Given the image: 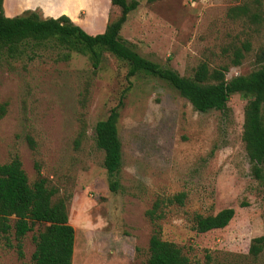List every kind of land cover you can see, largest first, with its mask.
I'll return each mask as SVG.
<instances>
[{"label":"rangeland","instance_id":"1","mask_svg":"<svg viewBox=\"0 0 264 264\" xmlns=\"http://www.w3.org/2000/svg\"><path fill=\"white\" fill-rule=\"evenodd\" d=\"M136 1L120 37L141 57L186 77L201 62L227 66L226 80L257 68L262 0ZM240 6L260 23L228 16ZM7 8L16 15L34 9L42 19L68 16L89 34L120 15L110 0H7ZM246 42L251 50L235 67L233 52ZM19 50L0 55V164L18 157L30 184L45 178L58 191L54 199H66L75 233L72 264H144L153 231L145 212L156 200H164L162 239L190 264H203L206 256L220 264H264V254L248 255L251 240L264 236V188L250 175L241 140L244 98L232 95L226 114L200 113L165 82L132 78L117 124L122 165L112 192L94 128L127 86L126 66L108 53L97 69L76 53L63 60L66 49L52 40L26 41ZM180 193L182 205L166 204ZM227 208L234 217L224 229L194 231V215ZM44 227L36 223L22 239V258L14 238L9 247L0 236V264H30L33 237Z\"/></svg>","mask_w":264,"mask_h":264},{"label":"trees","instance_id":"2","mask_svg":"<svg viewBox=\"0 0 264 264\" xmlns=\"http://www.w3.org/2000/svg\"><path fill=\"white\" fill-rule=\"evenodd\" d=\"M160 0H147L155 3ZM264 2V0H262ZM0 0V55L20 54L19 46L26 41L36 43L55 41L66 49L63 60H69L72 53L87 56L92 67L97 69L104 53L121 61L127 69V86L122 91L117 105L109 111L104 120L96 123L94 142L103 152V167L109 178V189L116 192V180L122 165V146L118 134V120L126 94L132 87L131 79L139 74L147 75L168 84L193 110L206 113L218 111L226 114L232 95L238 94L246 100L244 106L241 140L250 165L251 177L264 188V46L255 56L256 69L248 75L235 76L226 80L227 66L211 68L201 62L190 76H181L176 71L161 67L138 55L120 37V31L128 15L138 7L136 0H110V5L120 11L116 20L106 24L102 33H87L81 25L67 16L56 19H42L35 11L26 10L17 16H6ZM228 16L250 17V22L259 24L258 14L250 13L246 6L233 7ZM251 50L249 42L233 52L232 65H240L245 54ZM4 107H0L3 114ZM30 145L32 140L28 139ZM57 189L50 187L45 178L39 177L30 184L21 161L14 157L10 162L0 164V236L7 246H12L10 236L16 242L18 256L23 257L21 241L32 231L36 223L44 224L42 231L33 237L34 251L30 264H72L75 233L69 224L66 199L56 198ZM185 194L180 193L166 199V204L182 205ZM163 201L156 200L145 216L153 225L148 242V257L144 264H190L182 250L174 243L161 237L159 221L164 219ZM234 217V210L223 209L215 215H194L193 229L198 234L224 229ZM264 254V236L251 240L248 255L257 258ZM203 264H220L205 257Z\"/></svg>","mask_w":264,"mask_h":264},{"label":"crops","instance_id":"3","mask_svg":"<svg viewBox=\"0 0 264 264\" xmlns=\"http://www.w3.org/2000/svg\"><path fill=\"white\" fill-rule=\"evenodd\" d=\"M3 7H4V12L6 16L12 17V16H17L16 14L10 13L8 8H7V0H4L3 3ZM21 12H23L24 10H34V9H20ZM20 15V14H19ZM104 30H102L100 33H102ZM73 257V256H72Z\"/></svg>","mask_w":264,"mask_h":264},{"label":"water","instance_id":"4","mask_svg":"<svg viewBox=\"0 0 264 264\" xmlns=\"http://www.w3.org/2000/svg\"><path fill=\"white\" fill-rule=\"evenodd\" d=\"M60 17V16H59ZM58 18V17H57ZM54 19H56V18H54Z\"/></svg>","mask_w":264,"mask_h":264}]
</instances>
